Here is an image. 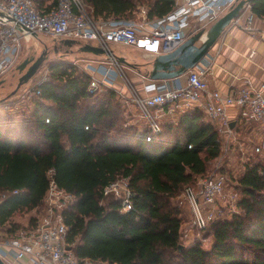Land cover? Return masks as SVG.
I'll return each instance as SVG.
<instances>
[{"label":"trees","instance_id":"1","mask_svg":"<svg viewBox=\"0 0 264 264\" xmlns=\"http://www.w3.org/2000/svg\"><path fill=\"white\" fill-rule=\"evenodd\" d=\"M142 1L149 19L167 14L175 4ZM86 2L91 16L102 20L135 18L139 7L137 0ZM54 3L37 0L43 10ZM251 10L264 19V0H252ZM89 83L85 70L54 61L30 119L12 116V110L0 112V222L5 230L25 226L13 220L18 211L43 212L52 168L58 185L76 197L63 214L81 264H264V162H245L236 179L244 211L209 224L211 247L197 240L180 248L183 216L173 198L221 154L216 125L191 109L164 122L158 138L145 141L137 125L126 123L121 96L114 89L90 93ZM122 177L129 178L132 191V207L125 211L120 198L104 193Z\"/></svg>","mask_w":264,"mask_h":264},{"label":"built area","instance_id":"2","mask_svg":"<svg viewBox=\"0 0 264 264\" xmlns=\"http://www.w3.org/2000/svg\"><path fill=\"white\" fill-rule=\"evenodd\" d=\"M47 1H50L49 4L55 3L43 10L38 7L37 0H0V77L17 63L24 38H39L40 34H46L54 39L96 40L98 46L112 51L106 55L116 61V54L109 45L111 41L134 45L157 55L173 51L187 38L188 29L198 31L207 28L239 0H175L171 11L155 19H149L147 7H143L139 19L108 20L94 19L86 0ZM244 10H247L246 17L241 20ZM254 19L250 2L233 21L245 29H251ZM81 67L90 74V93L105 91L107 87L114 89L112 83L118 74L114 68L93 62H86ZM212 69L213 59L207 54L185 73L184 81L179 77L151 79L144 85V94L125 83L131 87V94L123 99L138 108L136 114L146 125V129L140 131L138 136L145 141L155 140L162 133L161 119L165 114H182L197 108L216 125L222 150L244 146V153L249 150L256 154L263 153L264 82L260 88L232 85L225 94L219 89L210 88ZM49 77L47 68L34 86L23 90L21 96L39 98L42 85ZM4 106L9 108V104ZM229 106H237L245 121L255 123L254 128H250L254 131L247 132V139L231 126ZM46 120L49 121L48 118ZM54 174V169H49V187L43 198L44 212L36 223L27 224L11 233L0 222V257L8 264H81L72 249L73 243L68 240L70 226L63 214V210L76 197L58 185ZM227 180V174L217 166L212 171L196 176L195 183L182 191L181 196L193 215V226L199 230L206 229L211 222L224 217L222 201L236 206L237 192H226L229 186ZM104 193H113L120 198L122 210L132 207L128 177L110 183Z\"/></svg>","mask_w":264,"mask_h":264},{"label":"rangeland","instance_id":"3","mask_svg":"<svg viewBox=\"0 0 264 264\" xmlns=\"http://www.w3.org/2000/svg\"><path fill=\"white\" fill-rule=\"evenodd\" d=\"M137 2H138L139 7H138V10L135 12V18L139 19L141 8L147 7V6H146V2L144 3L142 0H137ZM209 26H207L205 30L208 29ZM190 31H193V32H190L189 36L197 32V31H194V29ZM62 39H65V38H62ZM62 39H54L53 37L46 35V34H40L39 38L32 36L31 38L23 39L22 41L23 45L20 50L17 63L12 67L10 71L4 73L0 77V108H2V110L1 109L0 110L2 112H8L9 111L8 109L15 108L13 109L12 116H15L17 118L26 117L27 119H30L29 114H31V110L34 108V105H35L34 103L37 100V98L36 99H31L30 97L24 98L23 96H21V92L28 87L34 86L35 82L37 81V78H40L41 74L46 72L47 68H48V74L50 75V65L54 61H60V60L67 61V62L77 65L80 69L83 68L81 67L80 64L84 65L86 62H93L94 64H103L106 66H111L118 73L117 82L119 83V85L120 83H124V84L128 83L132 87V85L134 86L136 84L135 83L136 81H134L135 76L133 75H137V73L133 67L123 62L112 60L106 54H95L92 52L82 51L80 50L79 45H72V46L65 45L61 43ZM81 41L89 42L93 45H97L96 40L89 39V40H81ZM57 43H61L62 45V48L59 51L55 50L54 48V45ZM109 45L116 55L124 56L131 63H138L139 67L143 70L142 73H145L146 70H149L148 69L149 59L145 57L144 54H142L144 49L138 48L134 45H127V44L114 42V41H111ZM213 46L210 48V50L213 48ZM44 49L49 50V52L47 53L48 56L46 57L44 62L41 64V66L39 67L35 75H33L29 79L28 82L22 84L17 89L19 77L28 69L29 65L32 62L28 63V65L22 71L18 69V65L26 58H30L31 56H35V58L38 57ZM66 49H69L70 52L65 53ZM209 56L213 58L212 55H210V53H209ZM16 89L17 91L13 93V91ZM105 91H101V92L103 93ZM120 96L122 97V95ZM123 100L125 101V99ZM3 102H6L7 104H9L8 109L5 108L4 106L5 104L3 105ZM125 103H126V108H127L126 113H125L126 123L138 125L139 122L141 121L138 119L139 117L137 115H134L135 113H137L138 108L131 102L127 103L125 101ZM177 118H178V115H174L170 119L172 121H175V119ZM204 118L208 120L205 116ZM254 126H255L254 122L247 120V122L244 125V129H242V131L240 132L241 136L244 139H247L249 137L248 136L249 133L247 132H253L254 129L251 130L250 128H254ZM248 129L250 130L248 131ZM246 150L247 148L245 149V151ZM258 159L264 162V152L260 154L259 153L256 154L252 150L251 151L249 150L248 152L244 153V146H242L241 148L240 146H236V148H232L231 150H228V151L222 150L221 154L218 157L212 159L209 162L208 171L210 170L212 171L214 168L218 166L220 171H223L227 174L228 176L227 184H229V186H227L226 192L230 193V191L232 190L237 192V201H236L237 204L236 206L234 205L235 207L230 206L225 201L221 202L222 206L224 207L223 209L224 217L218 218V219H224L227 217L231 218L233 213H239V214L243 213L244 211L243 208H241L238 205V201L241 199L242 194L239 188L236 187V184H237L236 179H238L240 175L242 174V172L244 171L245 162L249 160H258ZM181 195H182V192H180L178 195L175 196V198H173V203L182 211V216H183V223L181 227V230H182L181 243L188 245L198 240L204 248H207V249L210 248L213 242V236L212 234L206 235V229L209 225L204 230H199L198 228L193 226V223H192L193 215H192L191 209L189 208L187 202L184 200V197H182ZM218 205L221 206L220 204ZM43 212L42 210H40L39 212L34 210L33 213H31V211L30 212L18 211L13 215V220H15V222L20 225H24L30 218H32L33 215L40 217ZM197 236H199V238H197Z\"/></svg>","mask_w":264,"mask_h":264},{"label":"crops","instance_id":"4","mask_svg":"<svg viewBox=\"0 0 264 264\" xmlns=\"http://www.w3.org/2000/svg\"><path fill=\"white\" fill-rule=\"evenodd\" d=\"M47 3H50V1H47ZM246 13L247 10H244L241 20L245 19ZM187 33V37H189L190 29L187 30ZM214 44L213 48L209 51L210 55L213 57V69L209 76V86L211 89H219L221 92L226 94L230 90V87L236 84L239 86L250 85L260 88L261 84L264 82L263 18L255 15L253 28L251 29H245V27L241 24L232 21L224 29V31L219 36L218 41ZM142 54H144V56L147 57L149 61H151V59H153L155 56L152 53L146 52L144 50ZM135 64H137V67L133 68L136 70L137 75H133L135 76L134 81H136L134 87L137 89V91L144 94V85L151 79L145 76V73L148 70H146L145 73H142L143 70L139 67V64ZM150 68L151 67L149 66L148 69ZM116 78L112 83L114 90L118 94L122 95V99L124 96L129 97L131 94V87L129 85H125L124 83H120L119 85L117 82L118 77ZM179 79L184 81L185 74L180 76ZM0 109L2 110V108ZM13 109L15 108H10L8 110L13 111ZM1 110L0 112H2ZM228 113L231 120L235 121L236 128L238 127L241 129L240 131H242V129H244L246 118L242 115L240 108L237 106H229ZM134 115L137 114L135 113ZM174 115H178V117L180 116L179 113L165 114L161 119V123L163 124L164 122L171 120L170 118H172ZM138 119L141 122L137 121L139 122L137 127L139 128V131H144L146 129L145 122H143L140 118ZM33 211L34 210H31V213H33ZM29 221L30 219L24 225L26 226L28 223H30Z\"/></svg>","mask_w":264,"mask_h":264},{"label":"water","instance_id":"5","mask_svg":"<svg viewBox=\"0 0 264 264\" xmlns=\"http://www.w3.org/2000/svg\"><path fill=\"white\" fill-rule=\"evenodd\" d=\"M251 1L252 0H239L225 14L213 22L208 29L205 30V28H203L194 34H191L171 52L155 55L153 59L148 62L151 68L145 73V76L149 79H171L184 75L189 69L193 68L204 59L224 29L233 21V19L240 15L245 5ZM61 43L68 46L79 45L80 50L95 54H108L112 52L111 50H105L101 46L93 45L89 42H82L77 39L65 38L61 40ZM55 50L58 51L56 47ZM68 52H70V50L66 49L65 53ZM47 53V49H44L38 57L35 58V56H31L30 58L24 59L18 65V69L22 71L28 63L32 62L28 69L19 77L17 89L35 75L46 59ZM115 56L118 61L132 67H137V64L131 63L124 56ZM17 89L14 90L13 93H15ZM234 125L235 121H231V126ZM183 246L184 244L181 243L180 248ZM0 264L8 263L0 257Z\"/></svg>","mask_w":264,"mask_h":264},{"label":"flooded vegetation","instance_id":"6","mask_svg":"<svg viewBox=\"0 0 264 264\" xmlns=\"http://www.w3.org/2000/svg\"><path fill=\"white\" fill-rule=\"evenodd\" d=\"M55 47H56L57 49L59 48V49H58V51H59V50L62 48V45H61V43H57V44L54 45V48H55ZM47 51L49 52V50H47ZM63 54H65V53H63ZM47 56H48V54H47Z\"/></svg>","mask_w":264,"mask_h":264}]
</instances>
